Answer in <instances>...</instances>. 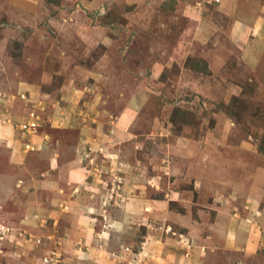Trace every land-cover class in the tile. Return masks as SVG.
Segmentation results:
<instances>
[{
	"label": "rangeland",
	"instance_id": "obj_1",
	"mask_svg": "<svg viewBox=\"0 0 264 264\" xmlns=\"http://www.w3.org/2000/svg\"><path fill=\"white\" fill-rule=\"evenodd\" d=\"M255 16L264 0H0V264H264L227 242L264 230Z\"/></svg>",
	"mask_w": 264,
	"mask_h": 264
},
{
	"label": "crops",
	"instance_id": "obj_2",
	"mask_svg": "<svg viewBox=\"0 0 264 264\" xmlns=\"http://www.w3.org/2000/svg\"><path fill=\"white\" fill-rule=\"evenodd\" d=\"M254 22H257V23H259V24H262L261 25V29L259 30V31H262V33H261V36L263 35V38H264V16H255V20H254ZM8 180V179H7ZM2 188H5L4 187V185H2V187H0V200H1V198H2V196H3V194L1 193V191H2ZM2 192H5V190H3ZM25 194V193H24ZM26 195V194H25ZM27 196V195H26ZM1 208V207H0ZM9 214L8 213H3V214H1L0 216L2 217V218H6V217H9L8 216ZM244 222H245V220H244ZM244 222L242 223V226H243V228H242V230H243V232H245V233H243V236H246V237H243V243H237V241L236 240H229L228 239V244L229 245H231V246H237V244L238 245H240L241 246V244H244V243H247V245L250 247V250L251 249H256V248H258L259 246V249L262 247H264V230H262V231H259L258 233H256V235L254 234V232H252V231H250L251 229V227H249L248 228V226L247 227H245V225H244ZM217 225L219 224L218 223V221H217V223H216ZM263 227H264V219H263V225H262ZM264 229V228H263ZM221 230H223V229H221ZM245 234V235H244ZM245 239V240H244ZM260 240H262L261 241V243H260ZM256 257V259H258V257H257V255L255 256ZM217 261V260H216ZM219 262V261H218ZM220 262H224V261H220Z\"/></svg>",
	"mask_w": 264,
	"mask_h": 264
},
{
	"label": "built area",
	"instance_id": "obj_3",
	"mask_svg": "<svg viewBox=\"0 0 264 264\" xmlns=\"http://www.w3.org/2000/svg\"><path fill=\"white\" fill-rule=\"evenodd\" d=\"M37 123L35 122V121H29V122H23L22 124H21V128L24 130V131H26V132H30V129L32 128V127H35V125H36ZM30 146V145H29Z\"/></svg>",
	"mask_w": 264,
	"mask_h": 264
}]
</instances>
